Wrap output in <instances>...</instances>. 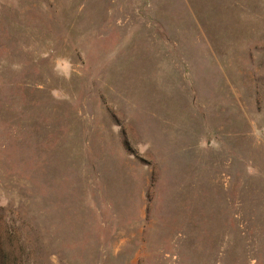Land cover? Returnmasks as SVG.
<instances>
[{"label":"rangeland","instance_id":"obj_1","mask_svg":"<svg viewBox=\"0 0 264 264\" xmlns=\"http://www.w3.org/2000/svg\"><path fill=\"white\" fill-rule=\"evenodd\" d=\"M0 264H264V0H0Z\"/></svg>","mask_w":264,"mask_h":264}]
</instances>
